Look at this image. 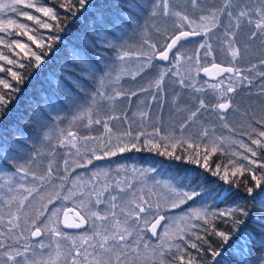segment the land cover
<instances>
[{"label": "snow or ice", "instance_id": "6c2138e0", "mask_svg": "<svg viewBox=\"0 0 264 264\" xmlns=\"http://www.w3.org/2000/svg\"><path fill=\"white\" fill-rule=\"evenodd\" d=\"M87 3L63 0L62 16L56 0H0V73L24 84L19 69H40L62 39L52 33ZM147 7L152 22L134 43H113L98 16L95 39L83 38L96 62L76 51L53 80L56 102L35 105L43 139L56 143L0 186V264H232L228 250L238 264H264V0ZM252 52L257 62L242 67ZM10 102L0 91V114ZM132 152L180 171L161 180L155 166L99 163Z\"/></svg>", "mask_w": 264, "mask_h": 264}, {"label": "trees", "instance_id": "16d2710c", "mask_svg": "<svg viewBox=\"0 0 264 264\" xmlns=\"http://www.w3.org/2000/svg\"><path fill=\"white\" fill-rule=\"evenodd\" d=\"M184 1L185 3L187 2V0H180L181 3ZM62 2L63 0H56L55 6L60 14L64 16L63 10L58 8L59 3ZM152 2L153 0H88L85 8L79 9L76 12L74 23H70V21L73 20L71 14H67V18L62 20V24L67 25L65 32L52 33L54 35H60L62 39L53 44V50L48 53L41 68L34 69L25 67L24 69H19V71L24 74V84L17 85L11 80V77L8 76L7 72L0 73V78L8 79L9 82L13 84V87L21 88L19 93H13L0 86V91H2L6 97L11 99L10 104L5 107L4 113L0 114V164L4 166L6 170H13L15 168L14 164L10 161L14 162L19 160L21 166L24 158L27 156L26 153L35 151L38 147L37 140L40 135H43V132L41 131L37 120L34 119L35 105L37 103H43L41 97L45 95L56 102L55 98L52 96L54 90L53 80L65 73L67 67L72 64V58L75 55V52L78 51L87 54L93 63L96 62L93 49L86 47L83 43V38L88 37L90 39H95L92 35L93 22L96 21V29L102 27L101 23L97 21V17L102 15L103 27L111 28L112 31L117 33V37L113 43H119L121 36L128 40L129 43H134L138 39L139 32L152 22L149 18V8L147 7L148 5H151ZM204 2L219 5L222 3V0H204ZM51 5L52 0H49V5L46 6ZM78 7L79 6L77 5V8ZM120 24L124 26V32H126L127 35H124L119 27H112L113 25ZM22 39L26 41V38ZM32 47L34 48L35 46ZM193 47L194 44L188 46V54L192 53ZM0 51L9 54V50L4 48L3 45H0ZM45 51L47 50L45 49ZM96 51H101V49H96ZM259 55V52L249 53L245 62L242 63V67H248V61H251L252 63L257 62ZM252 91L253 99H255V89ZM239 99L241 100V111L252 103V101L248 100L247 93L243 94ZM253 107H256V105L253 104ZM45 111H47V109H45ZM60 115L68 116L69 112L67 110H60ZM51 116L54 118L56 112H52ZM232 120L234 123H238L240 117L234 116L232 117ZM49 124H51V121H49ZM64 126L65 125H61V127ZM50 143H56L54 133L53 138L46 143V146ZM9 152L13 154L10 157L8 156ZM26 160L29 161L27 158ZM99 163L101 166L111 167L113 169L118 165H125L127 167L135 166L138 168L155 166L159 172L158 177L161 180L167 179L170 172L180 171V162L170 161L167 158L158 157L154 153L149 154L147 152L125 153L121 156L112 158L111 161H103ZM224 187H227V185H224ZM197 190L199 191V189ZM207 203L211 204L212 201L208 200ZM224 206L225 205L220 204L221 208ZM201 235H203L202 232ZM190 251L193 255H198L195 249H191ZM258 254L257 248L253 247L250 255H246L244 258L251 262L255 260ZM225 255L231 259L232 264H238V257L234 256L231 250L226 251Z\"/></svg>", "mask_w": 264, "mask_h": 264}, {"label": "rangeland", "instance_id": "374dc122", "mask_svg": "<svg viewBox=\"0 0 264 264\" xmlns=\"http://www.w3.org/2000/svg\"><path fill=\"white\" fill-rule=\"evenodd\" d=\"M183 3H185V1ZM153 110L156 111V108L154 107ZM167 111H168L167 108H165L164 109L165 118H167ZM47 142L48 141H45L43 139V135H40L39 139L37 140L38 147L35 149V151L27 152L26 153V155H27L26 158L28 160H30V158L34 157L38 151L47 152L49 150L48 146H46ZM11 155H13V154L11 152H9L8 156L10 157ZM26 158H24V161H23L22 165H25V164H27L29 162V161L26 160ZM8 160H9V158H8ZM11 160H13V159H11ZM10 162L13 163L14 166H15V168L13 170H6L5 167L0 164V186L4 185L5 181L9 177H11L14 182H19V178L22 175V173L16 171V169L20 167V161L18 160V161H14V162L10 161ZM103 167H105V166H103ZM129 168H131V167H129ZM157 178L160 179L159 177H157ZM4 192H6V188L5 187H0V193H4ZM153 239H155V238H153Z\"/></svg>", "mask_w": 264, "mask_h": 264}, {"label": "water", "instance_id": "95a60500", "mask_svg": "<svg viewBox=\"0 0 264 264\" xmlns=\"http://www.w3.org/2000/svg\"><path fill=\"white\" fill-rule=\"evenodd\" d=\"M70 231H72V230H70Z\"/></svg>", "mask_w": 264, "mask_h": 264}]
</instances>
